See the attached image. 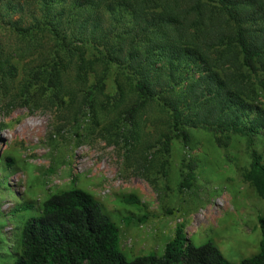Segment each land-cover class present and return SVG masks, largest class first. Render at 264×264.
<instances>
[{
    "label": "trees",
    "instance_id": "obj_1",
    "mask_svg": "<svg viewBox=\"0 0 264 264\" xmlns=\"http://www.w3.org/2000/svg\"><path fill=\"white\" fill-rule=\"evenodd\" d=\"M22 3L20 7L35 16L26 26L11 19L17 8L14 0H0V96L5 98L4 108L9 113L30 105L32 93L38 92L40 100L44 96L48 100L49 94L57 100V123L75 127L91 116L92 126L76 137L82 139L85 132L92 130L94 134L79 141L92 145L96 142L95 132L102 131L106 145L125 149V160L154 186L152 174L168 176L173 144L179 145L182 153L187 150L188 158L198 148L193 139L197 138L193 136L197 129L204 131L202 134L212 140L214 147H224L223 141L232 130L235 137L241 136L249 145L257 140L260 151H264V110L252 121V129L239 127V113L249 107L248 101L253 103L264 97V0ZM108 14L113 17L107 20ZM102 21L111 27L104 29ZM35 51L47 54L48 62L41 67H27L25 62ZM89 54L94 56L89 59ZM62 57L69 60L67 65ZM182 64L193 67L190 72L198 78L181 75L175 80L173 74L184 67ZM71 69L77 74L64 85L62 74ZM166 70L170 71L171 80H166ZM131 74L134 80H127ZM18 77L22 80L18 91L21 98L6 99L2 87ZM160 77L165 78L159 80ZM183 83H187L188 92L180 95L177 87ZM207 95L213 98L201 102ZM186 98H190L187 103ZM63 126L54 131L60 134ZM3 128L5 124L0 123V132ZM80 142L76 145L80 146ZM3 155L0 192L7 191L8 170L20 168L13 154L6 159ZM194 167H190L191 173ZM208 168L211 174L213 170V175L217 174L212 164ZM48 173L49 177L54 175L52 169ZM194 175L181 170L184 180L175 190L187 191L186 185H192ZM79 177L82 183L65 180L56 193L55 180H45L54 194L48 195L50 198L38 208L34 199L18 208L21 213L34 215L21 223L12 251L6 250L11 239L5 236L4 227L13 222L0 213L5 217L0 220V253L5 250V259L0 254V264H264L263 218L259 220L262 241L257 254L238 263L223 254V241L216 243L219 235L213 228L202 232L200 245L191 243L184 232V220L176 228V237L166 247L164 256L126 254L120 248L122 225L140 228L154 214L142 215L126 209L116 222L113 214L97 201L98 191L91 180ZM243 178L264 198V155L254 154L251 168ZM116 204L139 212L145 210L135 194L118 196ZM204 205L203 202L199 206ZM2 206L0 201V210ZM166 211L168 215L174 213L173 209ZM90 241L100 244L102 251L86 247Z\"/></svg>",
    "mask_w": 264,
    "mask_h": 264
},
{
    "label": "rangeland",
    "instance_id": "obj_2",
    "mask_svg": "<svg viewBox=\"0 0 264 264\" xmlns=\"http://www.w3.org/2000/svg\"><path fill=\"white\" fill-rule=\"evenodd\" d=\"M22 2L23 0H14V5L17 8L11 19L16 22L22 21L23 26H26L33 21L35 16L26 8L20 7L24 5ZM122 7L120 5V9ZM7 12L11 13L10 10ZM110 17L113 15L108 14L107 20ZM111 25L102 21V26L106 30ZM46 55H40L38 51H35L33 56H30L25 62V65L41 67L48 62ZM93 56V54H89L88 58L91 59ZM61 60L64 65L69 62L63 57ZM160 65L162 66V64ZM182 66L184 67H181L177 74H173L175 80H178L181 75L198 78L190 72L193 67L185 64ZM166 73V80H171L170 71L166 70ZM76 74L77 71L72 69L67 74H62L64 85ZM164 78L160 77L159 80H164ZM8 80L12 79L9 77ZM113 80L114 77L109 79V88H112ZM127 80H134L133 75L131 74ZM138 80L142 79L138 78ZM21 82V78L18 77L10 85L2 87L6 99L12 96L17 97L18 100L21 98L18 92L22 89ZM177 88L176 93L180 95H185L188 92L187 83H183ZM31 97L30 105L17 107L9 113V110L4 108L6 107L5 98L0 96V123L5 124V128L0 132V152L5 153V159L12 157L11 154H13L17 166L21 168L14 166L13 170L22 176H27L29 183L35 185V187L26 189L25 200L34 199L37 203L39 202V198L43 194L44 181L48 179L50 174L48 170L50 169L54 172L50 178L55 180L56 184L54 185L57 192V187L63 188L65 180L68 181L76 176L78 182L82 183L80 175L84 180H91L93 187L98 191L97 201L109 213L113 214V219L116 222L119 217L122 218L120 213L124 214L126 209L138 214L142 213V215L145 212L154 214L155 217L140 228L133 227L131 229L122 225L123 235L120 248L126 254L164 256L166 247L176 237V228L182 224L183 220L186 224L184 232L187 238L193 239L197 245H200L201 242L197 241V235L201 233L199 239H202L204 237L202 232L213 228L219 235L216 243L219 244L223 241L220 248L223 254L228 256L227 259L233 263H238L257 254L256 249L262 241L259 220L260 218L264 219V198L260 197L253 185L244 181L243 178V174L245 172L247 174L251 168L254 154L257 152L264 155V151H260L257 145V140L253 145H249L245 140H242L241 136L235 137V133L231 130L229 137L223 141L224 147H214L212 140L202 134L204 131L197 129L193 136L198 139H193H195L194 143L198 148L193 150L188 158L187 150L182 153L181 147L173 144L169 157L168 176H164L160 172L152 174L150 180L154 182V186L147 179H143L142 176L145 175L143 172L141 175L135 166H131V162L125 160V149L106 145L105 133L102 131L95 132L96 142L92 145L79 141L94 134L92 130L85 132L82 139L76 137L77 133L81 134L82 130L92 126L94 119L91 116L83 118L82 125L79 124L75 127H72L71 124H59L55 121V116L59 113L58 109L54 107L56 99L48 94V100L45 96L40 100L38 92L36 95L32 93ZM211 98H213L212 95H207L201 102ZM185 100L187 103L190 98ZM248 104H250L249 107L239 113L242 117V123L239 125L241 130L252 129V121L258 118L257 114L260 111L264 110V97L257 98L253 103L248 101ZM198 116L200 114L196 117ZM196 117L194 118L196 119ZM57 126H63L60 134L54 131ZM101 126H104V123ZM77 142H80L81 145L77 146ZM261 145L263 146L264 143ZM210 164L217 169V174H222V176L213 175L214 170L211 174L208 168ZM192 166L195 167L191 173L190 167ZM181 170L192 174V176L195 175L192 185H186L189 189L180 193L175 189H178L184 180ZM12 174V170H8L7 176H5L9 185H11L9 179L12 176L8 177ZM23 191L24 188L20 195ZM2 193H5L3 195L4 204L8 203L9 198L5 190L0 192V201H2ZM126 194L137 195L145 210L139 212L133 207L126 208L117 205V197ZM203 202L206 205L199 206ZM40 204H42V198ZM169 209L174 210L172 215H168L166 210ZM198 211L204 213L199 215L200 212L196 213ZM2 212L6 215L3 206L0 210V213ZM1 219H5V217L0 214ZM0 254L3 255L4 251Z\"/></svg>",
    "mask_w": 264,
    "mask_h": 264
},
{
    "label": "clouds",
    "instance_id": "obj_3",
    "mask_svg": "<svg viewBox=\"0 0 264 264\" xmlns=\"http://www.w3.org/2000/svg\"><path fill=\"white\" fill-rule=\"evenodd\" d=\"M3 154H4V152H0V156H2ZM11 176H10L11 178L9 177L10 178L9 180H10L11 185L7 184V182H6V185H7V194H8V198H9V202L8 203H5L4 204V202H3V195H5V193L4 194L3 193L1 194L2 203L4 204L3 205V210H4V212H6V219L8 221H10V222H13L4 231L5 236H7L8 238L11 239L10 244L8 245V248L6 249V250H10V251H12V245H13V242H14V237L17 234V232H18V230L20 228L21 223H24L28 219L31 218V216L27 212L21 213L18 208L20 206H22L25 203V201H26L25 200L26 189L27 188H30L32 186L35 187V185L29 183V180H28L27 176H22L21 174H18L15 171H13V174ZM72 179H74V180H76L78 182V177L77 176L74 177V178H72ZM47 180H52V178H50L48 176V179ZM26 185H27V187H26ZM23 188H24V191H23L22 195H20L21 192H22V190H23ZM20 190H21V192H20ZM52 190H54L52 187L47 186V185L44 184L43 194H45V195L42 194V197H41L42 198V204H43V201L44 200L46 201V199L48 198V195L50 196V195H52V194H54V193L57 192V191L54 190V193L51 194V191ZM41 198H39V202L38 203L36 202L37 203V208L42 205V204H40V199ZM203 213L204 212L201 211L199 213V215H202ZM18 215H20V216L18 217ZM16 220H17V223L15 224V221ZM196 238H197V241H199V242L201 241V239H199V237H196ZM191 243H195L193 239H192ZM86 247L91 248V249H94L97 252H101L102 251L101 245L98 244V243H96V242L90 241L87 244ZM129 255H132V254H129ZM151 255L157 256L156 254H146L144 256H151ZM136 256H138V255H136ZM144 256H140V257H144ZM3 257L5 259V250H4Z\"/></svg>",
    "mask_w": 264,
    "mask_h": 264
}]
</instances>
